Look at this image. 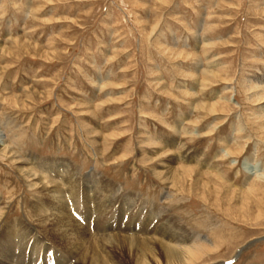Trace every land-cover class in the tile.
Segmentation results:
<instances>
[{
    "label": "rangeland",
    "instance_id": "obj_1",
    "mask_svg": "<svg viewBox=\"0 0 264 264\" xmlns=\"http://www.w3.org/2000/svg\"><path fill=\"white\" fill-rule=\"evenodd\" d=\"M0 130V233L38 231L37 264L67 255L30 211L65 174L94 233L177 219L183 264H264V0H0Z\"/></svg>",
    "mask_w": 264,
    "mask_h": 264
},
{
    "label": "bare ground",
    "instance_id": "obj_2",
    "mask_svg": "<svg viewBox=\"0 0 264 264\" xmlns=\"http://www.w3.org/2000/svg\"><path fill=\"white\" fill-rule=\"evenodd\" d=\"M3 139L4 134L0 130V145H2ZM20 170L22 173H26L28 180H30L29 177H33V174L31 173L30 175V171H27L25 167ZM64 171V169L59 170L60 173ZM62 178L63 180L66 179L64 181L69 185L66 190H64L63 186L60 187L61 184L58 185L55 180H51L52 186H48L49 183H44L43 181L40 186V194L30 204L31 214L37 216L36 219L38 220L40 231L43 232L42 234H46L50 238L53 237L58 240L57 243L62 242V246L67 249L66 258L63 256L64 258L56 260L59 264H126L125 261L115 258V252L122 251L125 248L129 252L136 249L137 255L133 264H183L186 261V259L184 260L185 254H183L185 250L188 249L193 255V248L191 250V245L188 243L189 234H185L186 231L177 219H174V221L168 218L166 223H157L151 230H148L152 218L145 217L142 219L139 215L134 219L135 223L132 225V233L128 232L124 235L113 233V223L108 222L105 224L101 220L102 218H96L95 223L99 230L94 233L93 228L83 225L87 220L80 222L77 219L79 213L82 215L84 211L90 212L92 210L90 207L92 204L90 203L91 198L88 197L86 199L89 205L87 204L88 207L84 210V207H81L79 203L81 189L77 186V181H72L73 176L71 177L70 174L62 175ZM98 186V183H96L94 187L98 189ZM45 201H50L54 205H47ZM101 207H103V203ZM105 211H107V208ZM92 213L93 211L90 213L89 218ZM4 214L1 213L0 220ZM49 215L54 216V218L50 219ZM137 221L138 223H136ZM17 222L18 224L13 225L14 227L10 228L8 225L5 227L11 230H5L0 233V264H24L25 258L23 262L21 257L25 252L29 253L28 262L26 261V263L37 264L36 258L39 257L43 249L46 250L48 248L44 246L45 243L42 242L43 240L38 231L29 228L25 222ZM101 223L103 224L101 225ZM24 225H26V232L28 233L25 236V232L21 235L17 230L20 226L25 227ZM78 225H83L82 229H79ZM147 231H149V234H143V232L147 233ZM6 233H9V235H6ZM19 242H23L20 247ZM17 248L21 249L19 251L20 261L14 257ZM24 250L25 252H23ZM157 253L161 255L162 261L159 260ZM74 258H76V261L73 263L72 260ZM188 262L190 263V261ZM40 264H52V261L47 259V256H44ZM130 264L132 263L130 262Z\"/></svg>",
    "mask_w": 264,
    "mask_h": 264
}]
</instances>
